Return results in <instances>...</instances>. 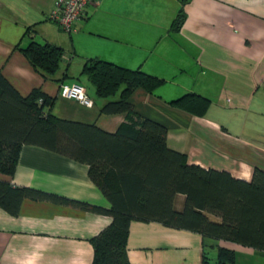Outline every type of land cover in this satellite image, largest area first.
<instances>
[{"label":"crops","instance_id":"obj_1","mask_svg":"<svg viewBox=\"0 0 264 264\" xmlns=\"http://www.w3.org/2000/svg\"><path fill=\"white\" fill-rule=\"evenodd\" d=\"M55 3L0 0V71L22 95L40 89L54 99L55 117L115 132L126 113L103 107L119 96L100 97L84 66L98 58L142 70L163 82L154 94L137 88L130 102L167 127L169 146L189 164L244 181L264 170V0H93L73 32L49 19ZM182 7L185 21L174 29ZM32 39L65 50L54 77L39 73L21 51ZM64 83L92 84L93 105L62 97ZM191 93L200 99L187 108L172 104ZM0 180L111 206L88 165L39 146L24 145L15 174L0 172ZM185 200L178 194L175 208ZM111 223L108 215L50 201L25 199L17 216L0 207V264H92L91 239ZM222 247L235 252L236 264H264L261 249L157 221L130 224L132 264L215 263Z\"/></svg>","mask_w":264,"mask_h":264},{"label":"trees","instance_id":"obj_2","mask_svg":"<svg viewBox=\"0 0 264 264\" xmlns=\"http://www.w3.org/2000/svg\"><path fill=\"white\" fill-rule=\"evenodd\" d=\"M184 21L182 7L173 28ZM20 49L45 77H54L65 56L62 47L35 39ZM83 73L100 97L119 96L103 107L105 113H126L115 132L55 117L53 98L40 89L22 95L0 71V172L15 174L24 145L43 147L88 165L91 180L111 206L0 180L2 209L17 216L24 200L33 199L112 217L110 226L91 239L92 264H132L128 236L133 220L157 221L264 250V170L255 168L253 178L244 181L227 171L189 164L184 153L172 149L167 127L138 114L130 102L137 88L154 94L161 79L98 58L89 59ZM198 99L191 93L172 104L187 108ZM178 194L186 196L182 210L175 208ZM203 264H236L235 252L222 247L215 263L205 257Z\"/></svg>","mask_w":264,"mask_h":264},{"label":"built area","instance_id":"obj_3","mask_svg":"<svg viewBox=\"0 0 264 264\" xmlns=\"http://www.w3.org/2000/svg\"><path fill=\"white\" fill-rule=\"evenodd\" d=\"M93 0H56L55 8L49 19L57 23L67 32H73L75 23L81 19ZM60 94L64 98L73 99L83 106H92L93 100L87 89L79 83L62 84Z\"/></svg>","mask_w":264,"mask_h":264},{"label":"rangeland","instance_id":"obj_4","mask_svg":"<svg viewBox=\"0 0 264 264\" xmlns=\"http://www.w3.org/2000/svg\"><path fill=\"white\" fill-rule=\"evenodd\" d=\"M87 87L89 88V91H91L92 89H94V87H93L92 84H89V85L87 84ZM88 88H87V89H88ZM242 259H243V258H242Z\"/></svg>","mask_w":264,"mask_h":264}]
</instances>
